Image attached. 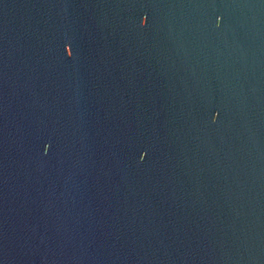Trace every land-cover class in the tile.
Listing matches in <instances>:
<instances>
[{
	"label": "water",
	"instance_id": "95a60500",
	"mask_svg": "<svg viewBox=\"0 0 264 264\" xmlns=\"http://www.w3.org/2000/svg\"><path fill=\"white\" fill-rule=\"evenodd\" d=\"M0 264H264V0H0Z\"/></svg>",
	"mask_w": 264,
	"mask_h": 264
}]
</instances>
